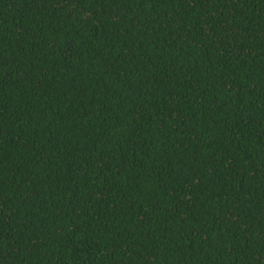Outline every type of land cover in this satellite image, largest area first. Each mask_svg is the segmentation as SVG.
<instances>
[{
    "label": "trees",
    "instance_id": "trees-1",
    "mask_svg": "<svg viewBox=\"0 0 264 264\" xmlns=\"http://www.w3.org/2000/svg\"><path fill=\"white\" fill-rule=\"evenodd\" d=\"M0 264H264V0H0Z\"/></svg>",
    "mask_w": 264,
    "mask_h": 264
}]
</instances>
